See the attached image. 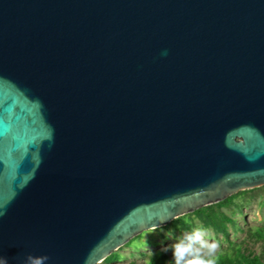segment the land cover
<instances>
[{
  "label": "water",
  "instance_id": "1",
  "mask_svg": "<svg viewBox=\"0 0 264 264\" xmlns=\"http://www.w3.org/2000/svg\"><path fill=\"white\" fill-rule=\"evenodd\" d=\"M262 186L264 0H0L8 264H99Z\"/></svg>",
  "mask_w": 264,
  "mask_h": 264
},
{
  "label": "rangeland",
  "instance_id": "2",
  "mask_svg": "<svg viewBox=\"0 0 264 264\" xmlns=\"http://www.w3.org/2000/svg\"><path fill=\"white\" fill-rule=\"evenodd\" d=\"M246 191V194L235 198L228 208L222 209L234 221L233 225L228 226V238L210 228H204L197 219L193 220L196 228L206 230L205 239L209 243L219 245L216 254L227 250L229 243L241 245L244 252L260 254L263 250L262 243L249 238L247 231L264 225V186ZM185 233L190 232L180 233L168 225L145 231L114 252V259L104 260L99 264H147L152 256L149 250L153 254L162 251L182 239Z\"/></svg>",
  "mask_w": 264,
  "mask_h": 264
},
{
  "label": "trees",
  "instance_id": "3",
  "mask_svg": "<svg viewBox=\"0 0 264 264\" xmlns=\"http://www.w3.org/2000/svg\"><path fill=\"white\" fill-rule=\"evenodd\" d=\"M247 191H241L234 194L225 200L200 208L193 213L179 217L168 224L175 230L183 233L185 231L192 232L196 229L193 222L197 219L201 225L208 229H212L214 232L221 234L225 238L229 237L228 226L233 225L234 221L227 216L222 209L228 208L234 201L242 194H246ZM248 237L262 243L263 250L260 254L254 252L243 251L241 245L229 243L227 250L216 254L215 264H264V225L249 229L247 231ZM115 255L108 256L105 260H112ZM172 261V252L158 251L153 254L147 264H170Z\"/></svg>",
  "mask_w": 264,
  "mask_h": 264
},
{
  "label": "clouds",
  "instance_id": "4",
  "mask_svg": "<svg viewBox=\"0 0 264 264\" xmlns=\"http://www.w3.org/2000/svg\"><path fill=\"white\" fill-rule=\"evenodd\" d=\"M164 55H167V53L165 52ZM4 215L5 211L0 209V218ZM205 236L206 230L196 228L190 233H185L182 239L165 248L164 251L170 250L172 252L170 264H215L219 245L215 242L209 243ZM149 252L153 255L150 250ZM205 256H207V259H205ZM0 264H8V260L0 257ZM33 264H40V260H34Z\"/></svg>",
  "mask_w": 264,
  "mask_h": 264
}]
</instances>
